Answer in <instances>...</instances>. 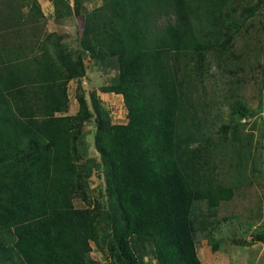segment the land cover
Here are the masks:
<instances>
[{"label": "trees", "instance_id": "16d2710c", "mask_svg": "<svg viewBox=\"0 0 264 264\" xmlns=\"http://www.w3.org/2000/svg\"><path fill=\"white\" fill-rule=\"evenodd\" d=\"M52 3L55 19L83 17L80 46L116 69L100 91L122 96L128 121L112 124L90 95L108 204L75 208L86 201L76 141L90 111L80 96L74 116L59 115L82 61L56 51L37 0H0V231L13 234L22 264H99L89 254L98 237L111 264H145L148 246L157 264H202L196 234L210 233L235 190L217 179V132L193 92L226 43L227 0H106L91 14ZM235 154L241 170L251 155Z\"/></svg>", "mask_w": 264, "mask_h": 264}, {"label": "rangeland", "instance_id": "374dc122", "mask_svg": "<svg viewBox=\"0 0 264 264\" xmlns=\"http://www.w3.org/2000/svg\"><path fill=\"white\" fill-rule=\"evenodd\" d=\"M48 1L53 2L37 0L41 11ZM68 1L71 4L73 0ZM105 1L75 0L87 14L102 7ZM72 16L78 31L75 39L58 35L55 49L60 51L62 47L72 63L82 61V65H77L75 70L80 77L67 83L68 109L59 116H74L79 110L77 99L80 96L84 97L90 111V116L80 126L81 133L76 141V163L87 174L84 180L86 201L78 197L73 205L77 209L88 206L107 209L103 168L94 145L96 114L90 95L95 94L112 124L127 123V111L121 95L100 91L112 82L117 71L113 67L103 69L102 63L95 60V67L85 62L88 57L93 58L79 43L84 19ZM222 18L226 43L209 53L211 67L207 75L202 76V82H195L193 92L195 99L205 104L204 110L210 112L217 132V146L213 149L217 179L235 190L230 201L220 203L210 233L196 234L195 249L202 264H264V244L257 241V236L264 239V0H227ZM45 20L44 32L52 34L55 27L47 26L52 30L47 31ZM70 25L69 22L65 24ZM29 46L23 43L16 49ZM224 126L227 127L225 141L220 134ZM238 150L242 155H251L248 160L243 156L245 165L241 170L237 169L239 156H235ZM4 179L0 174V180ZM201 207L205 209V204ZM13 241L15 237L11 232L0 231V264H22V258L12 249ZM100 245H103L102 237L91 242L90 257L99 264H111ZM144 261L157 264L150 246Z\"/></svg>", "mask_w": 264, "mask_h": 264}, {"label": "crops", "instance_id": "0c3cea01", "mask_svg": "<svg viewBox=\"0 0 264 264\" xmlns=\"http://www.w3.org/2000/svg\"><path fill=\"white\" fill-rule=\"evenodd\" d=\"M73 4V3H71ZM70 4V6L72 7V5ZM42 13L45 17V22L47 21L46 24V29L47 26H54L55 30L52 31L51 29H47V31H52L53 33H56L57 35H66L67 37H69L71 40L75 39V33H76V27L74 24V16H70L69 18H64V19H55L54 17V5L52 2L48 1L45 8L42 9ZM68 19V20H67ZM69 22L71 25L70 26H65V24ZM78 32V31H77ZM66 37V40H68ZM88 54V53H87ZM87 64L93 65L94 60L89 59V57L87 58V60L85 61ZM95 67V65H93ZM93 73H97V70H93ZM112 94V93H109ZM116 95V94H115ZM116 96H120V95H116Z\"/></svg>", "mask_w": 264, "mask_h": 264}]
</instances>
